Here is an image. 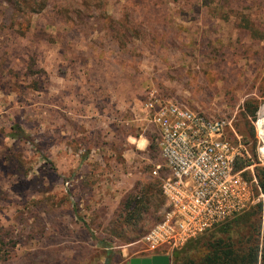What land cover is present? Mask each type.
Returning a JSON list of instances; mask_svg holds the SVG:
<instances>
[{
    "label": "rangeland",
    "instance_id": "obj_1",
    "mask_svg": "<svg viewBox=\"0 0 264 264\" xmlns=\"http://www.w3.org/2000/svg\"><path fill=\"white\" fill-rule=\"evenodd\" d=\"M32 1L0 4V264H129L166 250L145 240L165 200L141 102L155 88L229 120L226 139L252 156L245 102L264 97V0Z\"/></svg>",
    "mask_w": 264,
    "mask_h": 264
},
{
    "label": "built area",
    "instance_id": "obj_2",
    "mask_svg": "<svg viewBox=\"0 0 264 264\" xmlns=\"http://www.w3.org/2000/svg\"><path fill=\"white\" fill-rule=\"evenodd\" d=\"M145 120L155 126L153 142L161 159L151 170L165 200L163 218L146 234L148 250L168 251L257 202H264L256 176L242 173L254 165L264 167V97L251 119L256 161L235 169L240 153L225 137L230 121L194 110L178 100L163 98L155 88L141 102ZM235 137L239 141V136Z\"/></svg>",
    "mask_w": 264,
    "mask_h": 264
},
{
    "label": "trees",
    "instance_id": "obj_3",
    "mask_svg": "<svg viewBox=\"0 0 264 264\" xmlns=\"http://www.w3.org/2000/svg\"><path fill=\"white\" fill-rule=\"evenodd\" d=\"M3 3H6L13 10L19 11L22 8L31 7L37 2L32 0H0V4ZM29 9L30 12H39L35 8ZM113 22V19L110 17L107 21L108 28L109 26L112 27ZM257 107V100L246 101L245 110L247 116H251L250 118L252 119ZM12 128L14 129V132L11 134L12 137L24 141H32L30 137L24 134L21 126H14ZM248 133L255 140L253 126L248 130ZM240 135L244 141V145H247L249 140L246 134L241 131ZM150 142L153 144L149 143L147 149L153 153L156 148L153 137L150 138ZM244 147L240 149V153L236 157V170L244 169L256 161L255 143L251 147L252 156L247 154V150ZM253 167L260 191L264 193V167L258 165H254ZM244 173L243 171L242 174L244 175ZM136 197H140L139 194L131 196L125 205V209H130L129 214L131 215L136 209L141 210L143 207V205H137L138 203L140 204L141 200H139L140 198L135 200L134 198ZM210 232L213 233L209 234ZM199 240L206 241L199 245L201 249L199 256L192 258L189 256L190 249L188 247L191 243ZM99 242L101 243L102 240ZM103 245L104 247H108L106 243ZM108 251L110 250L108 249ZM181 252L184 253V256L178 264H264V202L255 203L240 214L191 239L182 247ZM181 252H177V256Z\"/></svg>",
    "mask_w": 264,
    "mask_h": 264
},
{
    "label": "crops",
    "instance_id": "obj_4",
    "mask_svg": "<svg viewBox=\"0 0 264 264\" xmlns=\"http://www.w3.org/2000/svg\"><path fill=\"white\" fill-rule=\"evenodd\" d=\"M148 140L149 138L146 136L143 138H136V141L138 143H142L143 145H145L146 142L148 143ZM146 145L145 147H147ZM171 254L172 253L168 250H162L161 252L157 251L155 253L152 252L150 257L133 258L129 261V264H167V262L169 261V256ZM148 260H151V262H148Z\"/></svg>",
    "mask_w": 264,
    "mask_h": 264
},
{
    "label": "water",
    "instance_id": "obj_5",
    "mask_svg": "<svg viewBox=\"0 0 264 264\" xmlns=\"http://www.w3.org/2000/svg\"><path fill=\"white\" fill-rule=\"evenodd\" d=\"M151 260H154V259H151ZM151 260H148V262H151Z\"/></svg>",
    "mask_w": 264,
    "mask_h": 264
}]
</instances>
